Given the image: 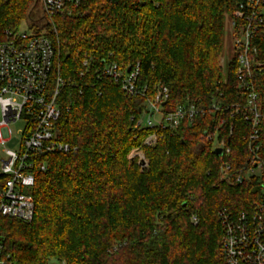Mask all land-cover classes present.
Masks as SVG:
<instances>
[{
    "label": "trees",
    "instance_id": "obj_1",
    "mask_svg": "<svg viewBox=\"0 0 264 264\" xmlns=\"http://www.w3.org/2000/svg\"><path fill=\"white\" fill-rule=\"evenodd\" d=\"M248 0H83L79 15L55 16L56 66L66 80L65 106L57 131L76 147L43 155L37 162L30 223L0 216L5 251L12 264H227L222 251L220 208H250L258 190L221 180L219 156L201 134L220 118L233 123L232 157L248 156L249 127L238 114L201 115L175 133L159 130L157 145L144 147L148 167L129 157L154 132L135 127L157 86L169 88L164 111L188 98L206 108L213 98L240 100L238 60L225 68V16L237 28ZM264 9V0H260ZM33 0H0V42L29 16ZM37 31V29H36ZM252 81L264 102V27L255 38ZM140 62L146 94L127 97L121 87L98 79L83 65ZM258 63H263L259 66ZM84 75L81 76V73ZM264 157V129L261 133ZM46 162L45 170L39 165ZM5 177L0 173V191ZM192 216L198 221L194 223Z\"/></svg>",
    "mask_w": 264,
    "mask_h": 264
},
{
    "label": "built area",
    "instance_id": "obj_2",
    "mask_svg": "<svg viewBox=\"0 0 264 264\" xmlns=\"http://www.w3.org/2000/svg\"><path fill=\"white\" fill-rule=\"evenodd\" d=\"M47 24L44 27L28 26L16 32H7L8 39L0 42V173L5 177L0 191V216L30 223L35 214V200L31 190L35 185V171L38 160L45 154L68 153L77 148L60 139L57 123L62 115L64 87L72 85L83 91L79 82L66 80L56 66V43L51 32L56 33L55 16H74L81 14L79 9L83 0H42ZM237 16L244 20L237 28L235 55L236 88L242 96L234 103H225L213 98L206 108L192 103L187 98L173 110L164 111L169 98V88L157 86L154 99L147 101L140 117L135 122L138 129H154L141 145L131 150L129 157L138 158L142 168L148 167L144 147L153 148L160 137L159 130L175 133L182 123H194L201 115L236 114L242 117L249 127L250 153L248 156H231L230 137L234 131L233 123L220 118L201 134V139L212 142L213 149H221L219 171L221 180L229 186L248 184L258 190V199L252 201L250 208L233 210L224 206L217 212L223 226L222 251L227 264H264V157L261 133L264 129V102L257 101L252 81L253 66L257 59V46L254 38L264 27V9L260 0H248L246 8ZM37 29V31H36ZM83 65L98 79H106L121 87L127 97L145 95L147 86L139 83L140 62L128 68L116 62L96 65L93 57L85 52ZM261 67L263 63H258ZM84 73H81V76ZM146 114L148 119L141 118ZM25 120L27 127L23 132L18 149L8 148L12 138L11 124ZM144 162L141 164V162ZM46 162L39 165L46 169ZM192 221L197 223L196 216ZM0 264H12L5 251L4 237L0 230Z\"/></svg>",
    "mask_w": 264,
    "mask_h": 264
},
{
    "label": "rangeland",
    "instance_id": "obj_3",
    "mask_svg": "<svg viewBox=\"0 0 264 264\" xmlns=\"http://www.w3.org/2000/svg\"><path fill=\"white\" fill-rule=\"evenodd\" d=\"M225 38H224V52L220 57V65L222 68H225L227 63L231 60V58L235 55L234 43L236 42L237 38V31L234 29V19L230 17L228 14L225 16ZM47 24V20L44 14V7L42 0H33L32 8L29 12V16L26 20L22 23L21 28L22 30L26 29L28 26L36 25L39 27H44ZM28 25V26H27ZM56 26V22H55ZM141 118L144 122L148 119L146 114L142 115ZM2 119V115L0 112V120ZM12 130V138L6 144L8 148L18 149L21 143V139L23 136V132L27 127V122L25 120H18L15 123L11 124ZM1 153V150H0ZM131 155V154H130ZM49 264H64L59 262L58 260H51Z\"/></svg>",
    "mask_w": 264,
    "mask_h": 264
},
{
    "label": "water",
    "instance_id": "obj_4",
    "mask_svg": "<svg viewBox=\"0 0 264 264\" xmlns=\"http://www.w3.org/2000/svg\"><path fill=\"white\" fill-rule=\"evenodd\" d=\"M216 152H217V154L220 155V154H221V149L218 148ZM143 163H144V162L142 161L141 164H143Z\"/></svg>",
    "mask_w": 264,
    "mask_h": 264
}]
</instances>
